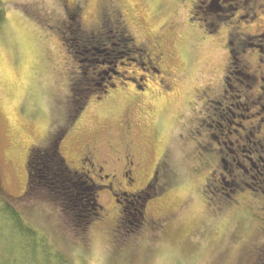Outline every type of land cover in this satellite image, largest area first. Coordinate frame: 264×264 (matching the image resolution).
<instances>
[{"label":"rangeland","instance_id":"obj_1","mask_svg":"<svg viewBox=\"0 0 264 264\" xmlns=\"http://www.w3.org/2000/svg\"><path fill=\"white\" fill-rule=\"evenodd\" d=\"M3 1L8 15L0 24V192L19 198L16 204L25 217L56 240L74 264H264L261 197L254 195V201L245 191L230 204L218 202L216 197L207 199L206 171H195L199 163L192 157V153L197 156L195 146L184 145L189 130L205 116L197 96L204 77L213 75L215 69V81L211 82L217 86L227 60L222 38L220 44L208 43L207 36L189 25L190 1L113 0L111 8L125 14L140 42L161 34L169 37L177 27L171 39L175 40L184 78L180 84L175 82L177 88L171 94L164 93L161 85L152 88L151 84L152 91L143 98L146 107L135 103L141 104L138 117L146 123L145 133L154 131L157 135L153 164L165 155L173 169L171 174H161L159 187L163 192L147 210L155 213L165 229L154 231L146 224L130 234L116 230L115 219L122 208L98 181L96 200L103 207V217L92 225L85 240L66 225L56 204L28 195V159L30 150H44L63 126L68 134L59 149L69 162H75L74 146L83 137L79 136L81 131L88 135L105 123L115 126L133 105L130 97H118L110 102L108 112L107 106L97 110L90 102L80 118L81 131L76 132L71 125L74 107L68 103L74 93L70 84L79 70L61 41L59 28L66 19L65 5H80L83 27H91L99 19L105 0Z\"/></svg>","mask_w":264,"mask_h":264},{"label":"flooded vegetation","instance_id":"obj_2","mask_svg":"<svg viewBox=\"0 0 264 264\" xmlns=\"http://www.w3.org/2000/svg\"><path fill=\"white\" fill-rule=\"evenodd\" d=\"M189 1V25L207 36L208 43L220 44L218 40L222 38L227 60L217 86L211 82L215 81V69L211 71L213 75L204 77L205 83L197 96L203 103L205 116L189 130L188 136L182 135L186 137L184 145L194 144L197 156L192 153V157L198 165L202 162L203 168L197 165L195 171L198 174L203 173V169L206 171L204 195L210 196L207 199L216 197V201L225 202L232 196L228 190L232 181L243 187L240 192H232L235 196L247 191L246 195L254 200L246 184L250 178L255 180L264 172V0ZM113 2H103L109 6L104 8L102 4L99 19L91 27H83L80 5L73 8L65 5L66 19L59 28L61 34L78 20L83 32L81 43L92 46L97 52L92 54L93 59L89 58L91 56L84 58V54L79 60L72 56L84 77L81 84L89 93L79 110L72 108L78 105L74 96L68 103L71 113H76L70 116L71 125L76 132L81 131L80 118L90 102L97 110L107 106L108 112V105L118 97H130L129 104L133 105L115 126L105 123L99 131L88 135L81 131L79 136L85 138L75 143V162H69L62 155L75 176L84 178L96 188H105L109 196L115 197V204L122 208L115 219L116 230H120L123 218L128 219L130 205L139 200H142L143 210L139 228L147 224L154 231L159 227L164 230V223L155 218L152 210H147L163 192L159 187L161 174H171L173 169L165 155L153 164L157 135L154 131L145 133L146 123L138 117L141 104L135 103H143L146 107L143 98L152 91L151 84L152 88L159 84L164 93L171 94L175 92L174 87L177 88L175 82L183 81L175 40L171 39L175 29L169 37L161 34L140 42L125 14L112 9ZM176 32L177 27L175 36ZM63 45L68 50V45L64 42ZM74 81L70 84L71 91ZM67 134V129L59 127L49 143L55 142L61 148ZM105 219L109 220V215Z\"/></svg>","mask_w":264,"mask_h":264},{"label":"trees","instance_id":"obj_3","mask_svg":"<svg viewBox=\"0 0 264 264\" xmlns=\"http://www.w3.org/2000/svg\"><path fill=\"white\" fill-rule=\"evenodd\" d=\"M7 15L8 6L0 0V24L7 21ZM64 33H62L63 42L68 45V50L74 58L82 59L84 54V58L91 56L89 58L93 59L92 54L97 52L92 46L86 47L81 43L83 32L78 20ZM83 79L79 71L72 91L78 103L74 107L76 110H79L88 98L89 91L81 84ZM28 170V195L40 201L56 204L63 213L61 218L66 225L85 240L92 225L103 217V207L96 200L95 186L72 173L55 142L48 143L42 151L39 149L31 151ZM235 184L237 182L231 181L228 188L232 195L226 200L229 204L235 202L234 198L237 199L236 193H233L240 192L243 188ZM38 185H40L39 189H37ZM246 188L261 197L264 213V172L257 176V179L255 177V180L250 178ZM17 200L19 198L0 192V264H74L73 259L56 240L25 217L16 204ZM140 204L142 200L130 205L128 219L121 220L120 230L130 234L141 229L139 228L141 212L138 210ZM262 230L264 232V227Z\"/></svg>","mask_w":264,"mask_h":264}]
</instances>
